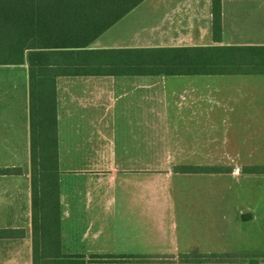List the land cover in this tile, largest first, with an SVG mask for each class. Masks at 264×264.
Segmentation results:
<instances>
[{"label": "crops", "instance_id": "0c3cea01", "mask_svg": "<svg viewBox=\"0 0 264 264\" xmlns=\"http://www.w3.org/2000/svg\"><path fill=\"white\" fill-rule=\"evenodd\" d=\"M148 1L139 5L146 9L131 19L130 31L118 26L131 12L89 48L264 45V0H221L219 40L212 34V0ZM206 76L264 75L72 68L39 77L30 74L27 62L0 65V170H10L0 174V264L33 263L32 87L54 101L64 253L83 255L87 264H222L180 263L194 249L220 254L194 238L189 222L196 206L206 209L207 197L204 190L191 196L188 189H204L205 182L195 178L211 174L176 170L210 165L171 164L167 157L210 156L212 123L225 125L232 118L240 124L245 117L264 118V110L247 116L231 92L256 81L231 80L226 87L233 90L225 94L224 85H210ZM38 81L45 87L36 86ZM227 101L233 103L229 112ZM92 256L112 259L89 261ZM250 259L264 264V253H253L247 264Z\"/></svg>", "mask_w": 264, "mask_h": 264}, {"label": "trees", "instance_id": "16d2710c", "mask_svg": "<svg viewBox=\"0 0 264 264\" xmlns=\"http://www.w3.org/2000/svg\"><path fill=\"white\" fill-rule=\"evenodd\" d=\"M145 0H0V65H29L31 75L69 69L140 68L152 75H264V45L90 49ZM221 0H212V34L221 38ZM36 86L45 87L38 81ZM35 87V85H34ZM33 263L87 264L62 251L56 115L47 93L31 90ZM36 109V110H35ZM35 129L38 135L35 137ZM181 173H225L217 166H179ZM10 172L0 170V174ZM244 173H264L247 166ZM230 254H183L182 262H219ZM111 256H92L106 261Z\"/></svg>", "mask_w": 264, "mask_h": 264}, {"label": "rangeland", "instance_id": "374dc122", "mask_svg": "<svg viewBox=\"0 0 264 264\" xmlns=\"http://www.w3.org/2000/svg\"><path fill=\"white\" fill-rule=\"evenodd\" d=\"M151 1L153 2V0L146 2V5L152 3ZM145 7V5L139 6L131 12L127 16L129 18L119 24L120 31L126 33L130 31L134 25L131 19L140 15ZM125 25L127 27L123 29ZM205 78L209 79L206 81H209L210 85H224L225 94L233 90L226 87L231 80L256 81L254 82L256 84L242 86L238 93L236 90L231 92L239 98L235 102L247 116L264 110V76H206ZM230 104L233 103L227 101L226 112L231 110ZM221 113H224L223 109ZM245 118L240 119L241 123L235 125L232 118H227L225 125L212 123L210 156L167 157L171 164L203 160L205 164L221 167L227 171L196 177L197 181L201 179L200 181L205 182V188L195 185L188 189L191 196H196L198 192L204 190V195L207 197L204 204L206 209L198 210L196 206L193 211L194 216L189 220L195 226L194 233L199 231L205 233V235L195 233L194 238L203 239L210 253L217 251L219 255L229 253L231 256L219 262L206 263L247 264L253 253H264V173L243 172L247 166H264V123H262L264 118L253 120ZM224 129H226L225 134ZM244 213H252V219L243 221L241 215ZM199 252L194 249L190 254L196 255L200 254ZM180 257V263H186L182 262Z\"/></svg>", "mask_w": 264, "mask_h": 264}, {"label": "water", "instance_id": "95a60500", "mask_svg": "<svg viewBox=\"0 0 264 264\" xmlns=\"http://www.w3.org/2000/svg\"><path fill=\"white\" fill-rule=\"evenodd\" d=\"M241 219L243 221L250 220V219H252V214L251 213H244V214L241 215ZM249 264H258V260L250 259L249 260Z\"/></svg>", "mask_w": 264, "mask_h": 264}]
</instances>
